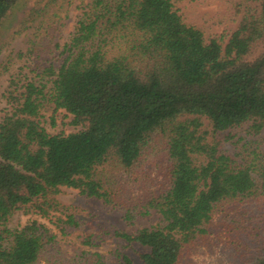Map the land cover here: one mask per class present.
Listing matches in <instances>:
<instances>
[{
  "label": "trees",
  "instance_id": "16d2710c",
  "mask_svg": "<svg viewBox=\"0 0 264 264\" xmlns=\"http://www.w3.org/2000/svg\"><path fill=\"white\" fill-rule=\"evenodd\" d=\"M19 1L0 0V25ZM181 1L90 0L59 64L9 81L3 96L10 110L0 118V264H134L117 250L114 262L97 251L62 258L53 253L55 235L37 220L6 226L21 210L52 216L61 234L78 227L55 198L62 186L120 208L128 222L157 212L153 226L112 234L147 248L140 264H181L217 210L262 197L257 141L239 137L228 153L218 132L249 121L252 135L264 128V48L250 56L264 40V0L239 3L223 47L183 21L175 7ZM46 103L82 128L48 133L40 120ZM157 150L165 185L127 199L134 167ZM245 264H264V247Z\"/></svg>",
  "mask_w": 264,
  "mask_h": 264
},
{
  "label": "rangeland",
  "instance_id": "374dc122",
  "mask_svg": "<svg viewBox=\"0 0 264 264\" xmlns=\"http://www.w3.org/2000/svg\"><path fill=\"white\" fill-rule=\"evenodd\" d=\"M90 0H20L0 25V118L10 110L4 99L5 88L12 78L33 77L34 69L52 63L58 65L64 57L63 45L70 38L76 21ZM242 0H183L175 5L183 21L202 30L205 38H216L225 45L236 27L243 8ZM264 48L258 43L251 57ZM41 125L50 134H68L82 128L72 123V115L64 109H55L46 103L41 111ZM206 122V121H204ZM251 122L218 132L222 149L233 153V141L254 140L264 152V128L256 135L248 132ZM225 137H230L225 139ZM166 163L160 150L143 154L133 171L136 180L127 184L125 193L131 199L140 191L160 189L166 183ZM130 181V180H129ZM55 198L71 208L79 222L61 234L53 224L54 218L36 213L16 211L6 222L8 228L19 227L37 220L55 235L54 254L69 258L82 251H97L109 262H114L115 250L128 255L134 264H140L139 254L147 248L138 243H126L112 234L116 229L134 233L160 220L151 210L148 215H136L131 222L123 218V210L107 205L101 199L87 197L77 189L60 187ZM1 227V225H0ZM93 235L90 245L84 237ZM264 247V192L262 197L244 200L217 210L204 240L199 241L181 264H245ZM37 264H50L40 260Z\"/></svg>",
  "mask_w": 264,
  "mask_h": 264
}]
</instances>
